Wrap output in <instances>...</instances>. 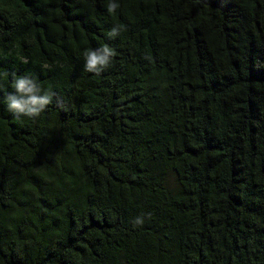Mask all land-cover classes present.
Returning a JSON list of instances; mask_svg holds the SVG:
<instances>
[{"label": "trees", "instance_id": "obj_1", "mask_svg": "<svg viewBox=\"0 0 264 264\" xmlns=\"http://www.w3.org/2000/svg\"><path fill=\"white\" fill-rule=\"evenodd\" d=\"M109 2L0 0V264H264V0Z\"/></svg>", "mask_w": 264, "mask_h": 264}, {"label": "clouds", "instance_id": "obj_2", "mask_svg": "<svg viewBox=\"0 0 264 264\" xmlns=\"http://www.w3.org/2000/svg\"><path fill=\"white\" fill-rule=\"evenodd\" d=\"M118 7L119 5L114 0H110L107 5L109 13H114ZM119 32L120 28L114 27L108 36L116 37ZM114 55V50L107 45L96 50L86 49L83 52L85 71L99 75L110 66ZM13 77L12 88L14 91L5 96L7 110L16 117L24 116L33 119L38 117L52 103L53 94L43 90L30 76L16 77L13 74ZM141 222L139 218L136 221V223Z\"/></svg>", "mask_w": 264, "mask_h": 264}]
</instances>
